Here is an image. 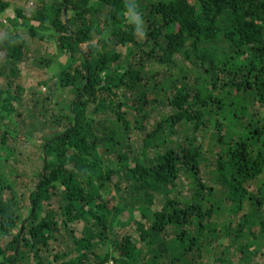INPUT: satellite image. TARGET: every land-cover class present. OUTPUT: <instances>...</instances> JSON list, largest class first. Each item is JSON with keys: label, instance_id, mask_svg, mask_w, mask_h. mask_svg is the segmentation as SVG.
<instances>
[{"label": "trees", "instance_id": "obj_1", "mask_svg": "<svg viewBox=\"0 0 264 264\" xmlns=\"http://www.w3.org/2000/svg\"><path fill=\"white\" fill-rule=\"evenodd\" d=\"M15 14L0 22V264H264V0ZM19 29L56 38L36 64L76 92L68 113L48 80L24 96ZM138 211L141 246L115 228Z\"/></svg>", "mask_w": 264, "mask_h": 264}, {"label": "rangeland", "instance_id": "obj_2", "mask_svg": "<svg viewBox=\"0 0 264 264\" xmlns=\"http://www.w3.org/2000/svg\"><path fill=\"white\" fill-rule=\"evenodd\" d=\"M9 4H11V7L8 8L4 13L0 14V22L5 23V25H9L8 27H11V22H8L10 19L17 18L15 14L16 9H20L23 14L28 18H33L37 11L39 10L40 3L44 1L46 4L51 3V0H49V3L46 0H2ZM51 7L49 6V9ZM19 22L22 21V18H17ZM27 23L29 25H37V22L34 20H28ZM22 29V28H21ZM19 29L17 33L21 34L27 41L28 46L30 48V54L28 59H30L23 70L22 77H23V86L25 87V93L24 96L26 98H29L31 93L38 90V81H46L48 80V86L41 87L39 90L44 94H51L52 98L54 99L55 104L57 107L65 113H68L71 107L72 99L75 97L76 92L70 89H62L60 91H57L55 88H53L50 91L51 86L54 82L49 80V77L51 78V72L48 70V68H40L39 65L36 63V59L40 56L45 57V59L49 60L53 58L54 53L57 51L58 42L56 38L47 37L46 39H39L32 38L29 34L27 35L26 32ZM0 27V31H1ZM16 32V31H14ZM70 64L69 60L62 56L59 59L56 60L55 64L52 66L54 69H65ZM8 124V123H7ZM29 145V144H28ZM38 146L36 143L34 145H30V147H36ZM22 147V146H20ZM26 147V146H25ZM33 149H28L27 156L22 160L24 162V168L28 169L30 173H35L37 171L38 167L40 166V163L36 159V157L32 154ZM15 156V155H14ZM13 156V157H14ZM14 160V159H12ZM145 217L142 215V212H134L132 214H129L125 216L124 218L120 219L119 224L115 226L116 231L118 235L122 234H129L134 237L136 242L139 243V232L137 230V227L139 224L146 225V221L144 219ZM141 246V244H140Z\"/></svg>", "mask_w": 264, "mask_h": 264}, {"label": "built area", "instance_id": "obj_3", "mask_svg": "<svg viewBox=\"0 0 264 264\" xmlns=\"http://www.w3.org/2000/svg\"><path fill=\"white\" fill-rule=\"evenodd\" d=\"M106 264H114L112 261H110V262H108V263H106Z\"/></svg>", "mask_w": 264, "mask_h": 264}]
</instances>
